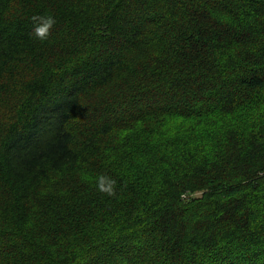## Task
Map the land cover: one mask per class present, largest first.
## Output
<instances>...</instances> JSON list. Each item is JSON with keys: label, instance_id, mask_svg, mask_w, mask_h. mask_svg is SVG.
<instances>
[{"label": "trees", "instance_id": "1", "mask_svg": "<svg viewBox=\"0 0 264 264\" xmlns=\"http://www.w3.org/2000/svg\"><path fill=\"white\" fill-rule=\"evenodd\" d=\"M0 264H264V0H0Z\"/></svg>", "mask_w": 264, "mask_h": 264}, {"label": "clouds", "instance_id": "2", "mask_svg": "<svg viewBox=\"0 0 264 264\" xmlns=\"http://www.w3.org/2000/svg\"><path fill=\"white\" fill-rule=\"evenodd\" d=\"M55 23V18L52 16L38 18L36 27L33 30L35 37L39 40H46ZM95 182L99 191L105 192L109 195L114 193L116 181L111 176L105 173H99L95 177Z\"/></svg>", "mask_w": 264, "mask_h": 264}, {"label": "rangeland", "instance_id": "3", "mask_svg": "<svg viewBox=\"0 0 264 264\" xmlns=\"http://www.w3.org/2000/svg\"><path fill=\"white\" fill-rule=\"evenodd\" d=\"M155 103V102H154ZM99 174V173H98ZM107 175H109V176H111L112 177V175L111 174H107ZM90 183L91 184H95V186H96V182H95V178L94 177H90V178H88L86 175H84L83 176V181H82V186H83V188L84 189H90V190H92V188H91V186H90ZM64 186H62V188H63ZM62 188H61V190H58V191H50L48 194H62ZM117 190H122V189H119V186L118 185H116L115 184V188H114V193L113 194H116V191ZM103 194V193H102ZM107 193H105V195H106ZM113 194H111V195H113ZM105 195L103 194L102 195V199L104 200V199H106V197H105ZM108 196H110L109 194H107ZM79 202L77 203V207L78 208H83V207H89L90 205H92L93 203H94V200L93 199H89V200H78ZM123 203V201L121 202V203H119V207H120V205ZM112 209L114 210V209H118L119 207L116 205V204H112ZM121 209L119 208L117 211H120ZM76 212L77 211H75L74 210V207L73 206H71L70 208H69V214L70 213H72L71 215H69L70 217H68L67 218V221H69V219L73 216V215H75L76 214ZM152 239V237L150 238V240Z\"/></svg>", "mask_w": 264, "mask_h": 264}]
</instances>
